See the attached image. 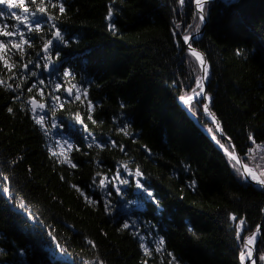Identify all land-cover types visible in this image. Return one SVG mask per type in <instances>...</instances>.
Masks as SVG:
<instances>
[{
	"label": "trees",
	"instance_id": "trees-1",
	"mask_svg": "<svg viewBox=\"0 0 264 264\" xmlns=\"http://www.w3.org/2000/svg\"><path fill=\"white\" fill-rule=\"evenodd\" d=\"M52 2L65 11L45 0L39 31L20 25L31 44L24 58L8 44L5 59L16 66L10 72L0 60V79L13 85L0 86V186L10 192H0V264H169L172 257L173 264H242L245 239L260 224L256 264H264V189L246 181L225 152L236 149L264 172V0L206 3L205 32L191 42L208 60L210 107L234 147L209 121L204 99L186 106L180 99L194 96L203 76L183 42L204 25L193 0ZM0 10V24L18 23L6 5ZM53 24L63 41L53 38ZM73 85L86 88L87 99L76 100L75 89L69 98L65 89ZM31 98L46 105L35 113L45 117L43 127ZM125 222L135 223L123 229ZM57 242L64 251L53 252Z\"/></svg>",
	"mask_w": 264,
	"mask_h": 264
},
{
	"label": "snow or ice",
	"instance_id": "snow-or-ice-1",
	"mask_svg": "<svg viewBox=\"0 0 264 264\" xmlns=\"http://www.w3.org/2000/svg\"><path fill=\"white\" fill-rule=\"evenodd\" d=\"M193 2L197 6V10L199 12V20H200L201 23H203V21L205 20L204 6L208 2V0H193ZM180 3L184 4L185 0H180ZM28 4L36 5L35 9L33 10L30 7H28L27 6ZM47 4L49 6H51V7H53V8H58V11L60 13H63L65 11L64 4L62 2L61 3H53L52 0H47ZM0 5H6L7 11L18 22L17 24H13V25H8L6 23L0 24V37L6 38V39H0V60H3L5 62V67L8 68V71L11 72L12 68L15 67L16 65L15 64H13L11 66L8 65L7 60L5 59L4 51L7 48V45L11 44L12 48L16 49L20 53L21 59H23L24 55H25L24 46L27 45L28 47H31V44L29 43V39L26 38L25 33L20 30V25L22 24L25 28H27V30L29 32H31V31H33L32 25L34 24L35 25V30L39 31L41 29V24H40V22L37 21V14L47 15V7L45 6V0H39V2H38V0H27V3H26V0H0ZM12 9H18V10L22 9L23 10V14L22 15L19 14L18 11H12ZM5 15H6V12L3 11V10H0V20H2L5 17ZM111 15H112V12L110 10L109 11V17H111ZM29 16H31V18H32L31 20L29 19ZM47 18H48L49 21H51L53 19V17L51 15H48ZM52 27L55 29V31L52 34L53 38L57 39V40H60V41H63V35H62L61 31L58 28H56L55 24H53ZM178 27H179V25H177V28ZM10 28H11V30H9ZM196 30L199 31V26H197ZM17 35L19 36V41H16L14 39V37L17 36ZM173 35L175 36V33H173ZM8 38H13V39H8ZM190 39H191V37L189 35H184L183 36V42L188 45L189 49L191 50V54L199 62L200 66H201V70L203 72V76L202 77H197V79H196V85H197V88H199V91L197 92L196 89H193V92L195 93V95L197 97L200 96L201 94H203L206 98L210 99V97H207V93L205 92V89H204V81L207 79V76H208V66H207V63H206V61L204 59L203 54L197 52V50H195V49H193L191 47ZM52 44H53V40L49 39L47 42L44 43L43 50L45 52H47ZM28 63L30 64V63H32V61L29 60ZM44 67H45V70H48V65L47 64ZM23 68L25 70H27L28 64H24ZM31 75L35 76L36 73L32 72ZM63 75H64V77H69L72 74L70 72H68V71H65L63 73ZM11 78L12 77H10V79ZM40 83L43 84L44 81L41 80ZM5 84H6V81H4L3 79H0V86H3ZM34 86L35 85H33V87ZM6 87H7V89H13V85L12 84H6ZM20 87H21V84H19V83H17L15 85V88H20ZM55 88H56L57 91H59V90H61L62 85L57 84L55 86ZM73 89H75V99L76 100H78V101L81 100L82 96L85 99H87V89L86 88L81 90L80 87H77L76 85H73L72 88L65 89V91H67L69 96H72L74 94L73 93ZM28 91L31 92L32 88H29ZM41 94H43V93L41 92ZM53 99L58 101L60 99V97H53ZM180 99L185 105H189V103L193 100V96L192 95H186V96H182ZM29 103L32 104V109L31 110L33 112V119L36 121V123L38 125H41V127H43L44 126L45 117L42 116V115L39 116V117L36 116V114H35L36 113V101H35V99L34 98L30 99ZM93 107H94V105L92 104V102L88 101L89 111H91L93 109ZM39 108L41 110H43L45 108V104H39ZM9 111L11 112L12 109H9ZM204 111L213 117V121L215 123H217V127L219 128L218 122L215 121L214 114L209 112L208 104H204ZM89 119H91V116H89ZM76 120L78 122L82 123V120H81L79 114H77ZM121 131L124 132V134H126V135L128 134L126 127L125 128H121ZM250 139H251V137H250ZM65 143H67V142H65ZM112 144H113V146H117L115 141H113ZM68 147L71 148L72 146L69 144ZM119 147H120L121 151L124 150L122 145H120ZM221 147L223 148L224 145H221ZM225 152L229 156L230 161H235L236 164H240L241 163V158L236 156L234 151L233 152H229L228 149L225 148ZM53 155L55 156V155H57V153L53 152ZM60 162L61 163H68L73 168L76 167V165L73 164L71 162V160H69L67 158L61 160ZM123 167H124L125 170H127V164L126 163L123 165ZM237 171L240 172L241 175L247 174V177H250L252 180L256 181L259 185L264 186V179H261V176H264V172H261L259 175H257V173L253 169L249 168L246 164L242 165V168H237ZM136 175H141V173L139 172V169L136 170ZM2 179H3L4 182L8 181V177H6V176L2 177ZM105 179H107V178H105ZM105 179H101L100 180L99 183H100L101 186L105 185ZM116 179H119L120 184H128L127 180L120 178L119 173H117ZM192 186L193 187L195 186V181L192 182ZM136 187L138 189H144V185L140 184L138 181L136 183ZM144 190L147 191L146 189H144ZM0 192H2L5 195H10L8 187L0 186ZM117 193L118 194L120 193V189L119 188H117ZM147 194L150 197L152 196V192H150V191H148ZM108 206H109V204H106V209L108 208ZM19 207L21 209H25L26 210V206H25V204L22 201L20 202ZM231 219L232 220H236L237 218L233 215V216H231ZM134 223L135 222H133V224H129L128 222H125L123 224L122 228L123 229H129L130 227H132L134 225ZM244 223H245L244 220L241 219L239 221V223L237 224V226H236L237 239L240 238L241 226ZM256 231L257 232L260 231L259 226L257 227ZM136 235L140 238L141 241H143L145 239L144 237L139 236V233H136ZM255 237H256L255 233H253L252 236L247 237V240H246V243L244 244V247L247 248L248 251H247V253H245L244 251H241V253H240V260H241L242 264L245 261L246 255H247V258L251 260V264H256L255 259H252V255H253L252 249L248 248L249 245L253 244V242L255 240ZM52 239H53V241H55V237H52ZM87 243H89L90 245L95 247V244L91 240H88ZM163 244H164V241L161 238L159 240V242H158L157 247H156V251L157 252L162 250ZM140 246L143 249L144 254L146 256H151L152 252H151V249L149 248L148 245H146L145 243L142 242ZM56 250H59L61 252L64 251V249H62L60 247L58 242L55 244V248L53 249V252H55ZM2 251L3 250L0 249V252H2ZM168 255L171 256L172 254L169 253ZM259 259L261 261H264V255H261L259 257ZM174 261H175V257H172V260L169 261V264H173ZM144 264H147V261H145Z\"/></svg>",
	"mask_w": 264,
	"mask_h": 264
},
{
	"label": "water",
	"instance_id": "water-1",
	"mask_svg": "<svg viewBox=\"0 0 264 264\" xmlns=\"http://www.w3.org/2000/svg\"><path fill=\"white\" fill-rule=\"evenodd\" d=\"M210 1H223V0H208V2H210ZM208 2H207V3H208ZM195 5H196V4H195ZM196 10H197V6H196ZM197 11H198V10H197ZM198 13H199V12H198ZM204 15H205V14H204ZM206 24H207V18H206V16H205L204 25H203L202 29H201L198 33L193 34V35H190V37H191V39H190V44H191V42H192L193 40L200 38V37L204 34L205 29H206ZM186 45H187V44H186ZM187 47H188V45H187ZM191 47H192L193 49L197 50V49L194 48L192 45H191ZM188 48H189V47H188ZM189 50H190V49H189ZM190 51H191V50H190ZM197 52L202 53V52L199 51V50H197ZM202 54H203V53H202ZM203 56H204V59H205V61H206V63H207V66H208V60H207V58H206V56H205L204 54H203ZM207 86H208V81H207V79H206V80L204 81V89H205V92H206V93H207ZM67 94H68V93H67ZM68 96H69V95H68ZM69 97H72V96H69ZM196 97H197V96H195L194 98H196ZM207 97H209L208 94H207ZM197 98H203V99L205 100V103L208 104L209 112L212 113V114H214V116H215V121L218 122V124H219V128L217 127V123H215V122L213 121V117L207 113V114H208V118H209V120L215 125V127H216L218 133H219L220 135H222V136L225 137V135H224V133H223V131H222L221 123H220L218 117H217L216 114L211 110V107H210V106H211V98L208 99V98H206L203 94H201V95L198 96ZM35 101H36V110H38V109H40V108H39V104H44V103L40 102V101L37 100V99H35ZM45 107H46V106H45ZM31 108H32V104H31ZM44 109H45V108H44ZM225 138H226V137H225ZM226 139H227V140L231 143V145L233 146L232 141H231L229 138H226ZM233 147H234V146H233ZM234 149H235V148H234ZM235 155L238 156L239 158H241L240 155H239V153L236 151V149H235ZM244 164H245V163L243 162V160H242V158H241V163L239 164L240 167L242 168V165H244ZM248 167H249V166H248ZM249 168H250V167H249ZM257 175H258V174H257ZM244 177H245V180H246V181H248V182L254 184L256 187H258V188H260V189H264V186L259 185L256 181L252 180L250 177H247V174H245ZM259 228H260V231H259V232L256 231L257 229L253 232V233L256 234V237H255V238H257L256 243H255L254 245H249V246H248V248H251V249H252V252H253L252 259H255V258H256L257 248H258L259 240H260V237H261V234H262V225H261V224L259 225ZM253 233L250 234L248 237L252 236ZM246 240H247V238L245 239V243H246ZM245 250L248 251L247 248H245ZM244 264H251V260L247 258V260L244 262Z\"/></svg>",
	"mask_w": 264,
	"mask_h": 264
},
{
	"label": "bare ground",
	"instance_id": "bare-ground-1",
	"mask_svg": "<svg viewBox=\"0 0 264 264\" xmlns=\"http://www.w3.org/2000/svg\"><path fill=\"white\" fill-rule=\"evenodd\" d=\"M256 241H257V238H255V240H254V242H253V244H252V245H254V244L256 243Z\"/></svg>",
	"mask_w": 264,
	"mask_h": 264
},
{
	"label": "rangeland",
	"instance_id": "rangeland-1",
	"mask_svg": "<svg viewBox=\"0 0 264 264\" xmlns=\"http://www.w3.org/2000/svg\"><path fill=\"white\" fill-rule=\"evenodd\" d=\"M263 157H264V154H263ZM263 160H264V158H263ZM245 260H247V255H246V258H245Z\"/></svg>",
	"mask_w": 264,
	"mask_h": 264
}]
</instances>
